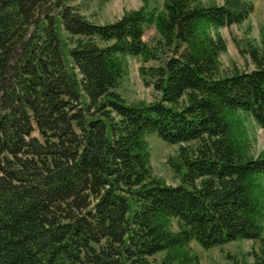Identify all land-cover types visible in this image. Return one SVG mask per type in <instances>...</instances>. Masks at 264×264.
<instances>
[{
	"label": "trees",
	"instance_id": "trees-1",
	"mask_svg": "<svg viewBox=\"0 0 264 264\" xmlns=\"http://www.w3.org/2000/svg\"><path fill=\"white\" fill-rule=\"evenodd\" d=\"M252 8L165 0L158 46L173 54L154 74L159 98L126 103L116 88L126 57L151 51L153 12L95 23L66 0H0V264H179L191 241L263 240L264 155L230 116L264 128V32L241 49L250 68L223 73L219 61V28ZM202 21L214 33L198 49ZM148 132L178 146V185L152 174Z\"/></svg>",
	"mask_w": 264,
	"mask_h": 264
},
{
	"label": "rangeland",
	"instance_id": "rangeland-1",
	"mask_svg": "<svg viewBox=\"0 0 264 264\" xmlns=\"http://www.w3.org/2000/svg\"><path fill=\"white\" fill-rule=\"evenodd\" d=\"M165 0H66L74 5L90 21L95 23L112 22L124 13L135 10L153 12V22L146 27L144 41L151 48L146 55L127 56V73L119 82L116 90L126 103L138 101L150 103L159 98L160 93L153 87L154 74L163 66L164 59L173 54L172 45L158 43L165 38L157 24L158 18L164 13ZM201 4H217L233 7L238 3L252 4L249 17L240 24L220 27L218 32L226 41V50L220 54L219 61L223 73L233 68L246 69L251 67L250 61L241 51L247 42H261L264 32V0H199ZM205 33H214V29L206 22H200L191 39L194 48H201V37ZM166 39V38H165ZM157 46V50L154 47ZM233 127L241 142H246L253 157L264 155V128L260 127L249 115L235 112L230 116ZM146 159L152 174L163 180L167 185L180 183L176 169L178 146L163 141L155 132H148L144 137ZM254 181L259 186L264 205V174H257ZM171 229L178 231V224L171 221ZM262 241L238 240L209 250H204L195 241H191L184 249H177L174 257L179 264H252L255 256L264 249V224ZM181 249V250H180ZM173 253V252H172ZM178 253V254H175ZM163 254H158L150 260L158 262Z\"/></svg>",
	"mask_w": 264,
	"mask_h": 264
}]
</instances>
